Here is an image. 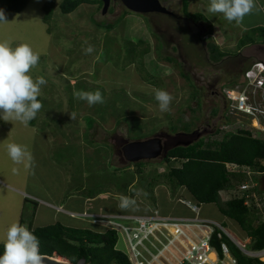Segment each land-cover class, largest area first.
I'll list each match as a JSON object with an SVG mask.
<instances>
[{"label": "rangeland", "instance_id": "374dc122", "mask_svg": "<svg viewBox=\"0 0 264 264\" xmlns=\"http://www.w3.org/2000/svg\"><path fill=\"white\" fill-rule=\"evenodd\" d=\"M46 1L29 0L24 10L16 13L7 10V0H0L7 20L0 23V41H9L12 47L28 44L39 53L38 64L29 74L33 79L43 76L47 83L41 86L38 99L42 108L33 121L37 129L51 138L50 154L56 164L49 167L47 176L41 172L40 177L59 180L61 169L65 170L69 184L62 190L64 203L71 196L90 195L98 199L106 195L113 199L120 192L128 194L129 199L136 194L145 197L147 191L154 196L153 188L166 181L164 176L171 164L164 161V156L142 161L140 168L144 172L135 176L136 163L125 159L124 145L156 136L163 139L166 149L200 138L221 139L223 134L217 130L228 121L223 90L231 87L234 79L243 80L245 67L256 61L264 62L263 43L240 49V40L251 34L256 24L264 27V8L261 12L253 9L255 12L246 15L240 23L228 21L218 13L219 25L228 27L230 34L224 40L219 37L217 42L207 24H195L183 18L181 0L163 2L173 15H141L127 10L133 16L120 23L118 17L126 9L120 0H112L106 14L99 4L89 3L64 14L60 9L63 0H56L50 23L44 21ZM210 42L223 43L220 47L229 57L220 63L211 61L207 48ZM198 50L202 52L201 59ZM237 50L240 54L230 57ZM51 63L59 69L52 68ZM154 89L166 90L172 96L168 111H160ZM81 91H99L103 103L90 106L74 95ZM17 125L12 117L8 121L0 119V173L10 171L12 176L0 181V244L6 240L10 225L19 222V207L24 205L19 202L25 198L18 192L25 190L19 183L22 175L17 176L16 171L20 162L13 161L7 150V145L16 141L9 134L19 133ZM130 166L133 172L125 169ZM54 167L60 170L54 171ZM255 177L264 195V173ZM135 179L137 183L128 188ZM234 195L232 188L224 191L221 202ZM33 207V202L24 206L23 225L28 228L36 225L31 217ZM207 208L215 211L218 222L247 250H257L252 239L234 221L221 215L218 205ZM113 220L134 225L124 219ZM95 222L108 229L106 223ZM225 241L231 249V239L226 235ZM118 248L126 250L121 238Z\"/></svg>", "mask_w": 264, "mask_h": 264}, {"label": "trees", "instance_id": "16d2710c", "mask_svg": "<svg viewBox=\"0 0 264 264\" xmlns=\"http://www.w3.org/2000/svg\"><path fill=\"white\" fill-rule=\"evenodd\" d=\"M167 1V0H164ZM29 0H7V10L22 12ZM183 5V18L193 23L207 24V18L200 13L189 12V0H181ZM84 3H103L93 0H63L60 9L64 14L74 12ZM56 0H47L44 6L45 23H50L54 13ZM111 11H113L111 9ZM128 15L127 9L118 17L120 23ZM116 26L112 25L111 28ZM212 37V36H211ZM241 48L255 43L264 44V28L252 30L251 34L240 40ZM143 43V42H140ZM210 60L216 63L223 62L227 53L221 50L216 43H208ZM144 49L143 53H146ZM240 53L235 54V57ZM172 61L173 57H165ZM252 65L245 67L244 73ZM243 73V75H244ZM239 82L234 79L232 86ZM221 131V127L217 133ZM164 161L171 164L170 170L165 174L163 184L174 192L185 187L190 199L198 204H216L221 214L238 223L242 231L252 239L256 249L264 248V222H258L259 217L251 210L242 198L231 197L225 203L221 202L224 191L233 187L235 183L244 180V176L228 172L227 164L236 163L250 166L254 171L264 173V139L255 138L250 132L240 130L237 133L228 132L220 138H200L188 146L171 148ZM180 162V165H176ZM142 162L135 165L141 167ZM259 192L260 189L258 188ZM40 241V252L43 255L55 256L57 253L69 259L73 264H131L127 254L117 249L119 235L116 230L93 231L68 227L61 223L32 228ZM233 254L244 264H264L257 259L245 257L239 248L231 241ZM3 244H0V253Z\"/></svg>", "mask_w": 264, "mask_h": 264}, {"label": "built area", "instance_id": "2783aa9c", "mask_svg": "<svg viewBox=\"0 0 264 264\" xmlns=\"http://www.w3.org/2000/svg\"><path fill=\"white\" fill-rule=\"evenodd\" d=\"M243 80L225 88L223 94L228 103L227 120L220 134L247 131L253 137L264 139V62L251 64ZM228 172L244 176V180L231 187L251 210L264 222V195L258 190V181L250 166L227 164ZM181 202L192 210L193 218L162 217L150 215H107L100 217L108 229L116 230L126 244L124 251L131 264H244L236 257L225 241V235L235 243L249 259L264 263V248L247 250L220 222L199 216L201 205L193 200ZM113 219H124L133 224L124 225ZM172 230H175L173 232ZM215 254V258L211 255Z\"/></svg>", "mask_w": 264, "mask_h": 264}, {"label": "crops", "instance_id": "0c3cea01", "mask_svg": "<svg viewBox=\"0 0 264 264\" xmlns=\"http://www.w3.org/2000/svg\"><path fill=\"white\" fill-rule=\"evenodd\" d=\"M161 1L162 3L165 2L164 0ZM210 3L211 0H189V12L203 14L208 20L207 25L209 26V29L213 30V34L216 37L217 42L218 40L220 42L221 37L223 38V40L226 39V36L230 34V30H227L228 27H226L225 25H219L218 13L213 14L208 12ZM256 5H258V7H256ZM263 8L264 0H254L253 9H258L257 11L261 12ZM127 16V18H130L133 15L129 14ZM259 27L262 26H260V24L258 23L254 26L253 29ZM210 36L213 37V35ZM221 44L223 43H218L217 45L220 47ZM237 51V53H240V50ZM51 66L54 69H59L56 64L54 65L51 63ZM16 121L18 123L17 126L20 128V131L18 134L10 133L9 135L12 140H16L14 141L15 143L21 145L25 149V156L21 159L20 164L18 163L19 167L17 168L18 170H16L18 172L17 176L22 175L20 177L19 183L23 185V188L25 190L22 192L14 189L13 187L11 188L23 194V196L25 197L22 198V202H19V204H24L23 207H19L18 214L20 217L18 219L20 224H24V206L26 202H33L34 204L31 217L32 220L36 222V225H34V227L32 228L42 227L44 225H40V223L49 221V224L61 223L68 227L90 229L96 232H102L106 230L104 228L105 226L97 224L95 221L100 217H105L107 215H150L154 212H157L158 215L162 217L193 218L196 216V214L192 210H190L181 202L182 199L191 200L189 197L190 194L186 191V188L180 187L172 192L170 187L163 184V182L157 184L153 188L154 193L152 194H154V196H151L147 191V196L145 197L136 194L134 195L135 197L129 199L128 194L124 195V193L120 192L117 195L118 198L116 197L113 199L111 197H107L106 195V197L102 195L98 199L93 198L90 195L83 197L71 196L68 197L66 199V203H64L65 199L62 190L66 189L68 187L67 185L69 184L66 177L67 174H65V170L61 169V178H63V174L65 176L63 179L60 178L59 180H48V177L46 179H41L40 177L41 172L47 176L49 167L56 165L52 161V157L50 154L51 145L48 142L51 140V138L47 133H43L39 129H37L35 121L33 120L28 122L27 124H21L22 122H20L19 120ZM17 141H19L20 143H18ZM1 158L2 157H0V162L2 161ZM125 169L130 172L134 171V168H132L131 166L126 167ZM53 170L57 171L60 169L54 167ZM9 172H5L4 174L0 173V181H2L1 178L4 177L12 178ZM143 172L144 171L139 166H137V170L135 171V173L133 172V174L135 176H138L142 175ZM137 180L138 179L133 180L128 188L137 183ZM5 186L10 185L5 183ZM77 189H79V187ZM122 197L129 200L127 208H121L119 206ZM208 205L216 204H201L199 216L202 218L218 221V218L214 217L216 215L215 211L211 208H207ZM221 215L224 218H228L223 214ZM235 223L240 228L238 223ZM117 249H119L118 245Z\"/></svg>", "mask_w": 264, "mask_h": 264}, {"label": "clouds", "instance_id": "9594fccd", "mask_svg": "<svg viewBox=\"0 0 264 264\" xmlns=\"http://www.w3.org/2000/svg\"><path fill=\"white\" fill-rule=\"evenodd\" d=\"M254 0H211L208 12L222 13L228 21L242 22L252 12ZM5 10L0 7V23L6 22ZM89 47L87 52H91ZM39 53L33 51L28 44L12 47L9 41H0V119L8 121V117L28 123L35 119L42 108L38 96L41 86L47 83L43 76L33 79L30 69L39 61ZM155 99L161 112H166L172 96L163 89H154ZM74 95L87 101L91 106L103 103L99 91L77 92ZM8 154L15 162L25 156V149L16 143L7 145ZM129 200L121 198L120 207L127 208ZM46 257L40 252V241L26 225L14 222L6 233L3 252L0 253V264H45Z\"/></svg>", "mask_w": 264, "mask_h": 264}, {"label": "water", "instance_id": "95a60500", "mask_svg": "<svg viewBox=\"0 0 264 264\" xmlns=\"http://www.w3.org/2000/svg\"><path fill=\"white\" fill-rule=\"evenodd\" d=\"M100 1L103 3L102 12L106 14L111 6L112 0H93ZM125 8L131 12L148 15V14H164V15H173L174 13L168 9V7L164 6L161 0H120ZM191 143L187 144H179L177 146H188ZM171 149V148H170ZM170 149H166V146L161 137H152L149 139L138 140V141H130L124 145L122 151L125 159L130 163H138L142 161H151L156 160L162 156L166 157L167 153ZM57 253L55 256H47L45 260V264H73L66 257L64 260L58 259ZM84 264V261L79 263Z\"/></svg>", "mask_w": 264, "mask_h": 264}, {"label": "bare ground", "instance_id": "6f19581e", "mask_svg": "<svg viewBox=\"0 0 264 264\" xmlns=\"http://www.w3.org/2000/svg\"><path fill=\"white\" fill-rule=\"evenodd\" d=\"M173 232H175V230H172ZM56 257L58 258V259H60V260H64L65 258H63V257H61V256H57L56 255ZM211 258H215V254H212L211 255ZM263 260H264V257H263Z\"/></svg>", "mask_w": 264, "mask_h": 264}, {"label": "flooded vegetation", "instance_id": "af4514ba", "mask_svg": "<svg viewBox=\"0 0 264 264\" xmlns=\"http://www.w3.org/2000/svg\"><path fill=\"white\" fill-rule=\"evenodd\" d=\"M198 52H199V54H198L199 59H201V57L203 58V55H202L201 50H198ZM186 134H187V133H186ZM168 135H170V134H168ZM175 147H176V146H175Z\"/></svg>", "mask_w": 264, "mask_h": 264}]
</instances>
